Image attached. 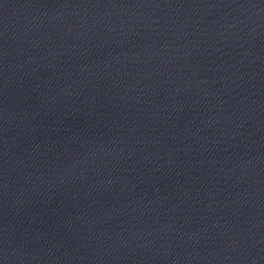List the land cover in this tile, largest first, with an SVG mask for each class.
Returning <instances> with one entry per match:
<instances>
[{
  "label": "water",
  "instance_id": "1",
  "mask_svg": "<svg viewBox=\"0 0 264 264\" xmlns=\"http://www.w3.org/2000/svg\"><path fill=\"white\" fill-rule=\"evenodd\" d=\"M264 74V0H0V264H119Z\"/></svg>",
  "mask_w": 264,
  "mask_h": 264
}]
</instances>
